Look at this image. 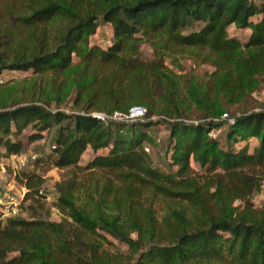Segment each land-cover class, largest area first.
Returning <instances> with one entry per match:
<instances>
[{"label":"trees","instance_id":"trees-1","mask_svg":"<svg viewBox=\"0 0 264 264\" xmlns=\"http://www.w3.org/2000/svg\"><path fill=\"white\" fill-rule=\"evenodd\" d=\"M100 23L111 29L104 47L94 39ZM193 23L198 26L189 28ZM230 25L249 29L244 43L228 34ZM162 37L168 41H156ZM142 41L153 47L156 61L140 58ZM167 42L207 49L216 66L214 87L231 95L264 76V0H0V75L4 70L51 75L48 91L43 96L40 89L35 98L31 88L29 97L22 86L20 96V89L0 86V152L7 158L20 153L25 141L44 139L53 128L45 156L35 157L31 170L14 174L25 188L28 217H2L0 212V264H106L98 254L105 234L139 248L130 264H264V206L255 209L250 202L264 180V107L234 114L224 135L230 147H223L208 136L224 126L213 118L223 109L205 104L197 94L200 107L205 106L201 119L168 121L174 172L152 165L143 148L150 140L147 129L159 121L145 118L123 132L112 127L119 123L104 124L87 114L143 103L148 117L154 86L167 77L162 61ZM70 91L78 112L51 107L52 98L58 103ZM250 138L256 140L251 146ZM43 158L57 168L100 171L105 182L101 201L92 203L96 210L88 203L93 198L76 195L79 183L72 173L55 183L52 203L62 218L50 220L46 191L39 192L45 179L36 171ZM199 177L212 205L203 203L200 222L193 227L174 210L177 227L165 242L132 239L102 208L108 206L107 197L129 205L145 189L175 200L195 199Z\"/></svg>","mask_w":264,"mask_h":264},{"label":"rangeland","instance_id":"rangeland-1","mask_svg":"<svg viewBox=\"0 0 264 264\" xmlns=\"http://www.w3.org/2000/svg\"><path fill=\"white\" fill-rule=\"evenodd\" d=\"M198 23H193L189 28L197 27ZM230 36L238 38L244 43L249 34V29H240L234 25H230L227 29ZM111 35L110 25L106 23H100L97 27L95 34V41L101 46H105L109 42ZM166 38L162 37L156 41L162 42ZM166 43V42H165ZM166 49L163 50V65L165 66V72L167 77H162V82L156 83L154 86L151 101L152 107L148 117H144L145 120L159 121L160 124L152 126L147 129L150 137L149 141H144L142 144L148 147V153L150 154V160L152 165L157 166L162 171L174 172L176 167L171 165L169 155V125L168 121L174 119H182L187 121H195L201 119V115L205 110V106L200 107V103L197 102L196 95H200L205 99V104L214 106L218 109L222 108L223 112L228 114L229 118L233 119L234 114H239L242 110L250 107L262 106L264 107V76H255L254 83L244 89H235L231 95L218 92L214 87L212 80L213 73L216 66L213 63L214 57L210 55L207 49L190 50L189 48H176L171 42H167ZM140 58L144 61H156L157 57L154 55V49L147 41H142L139 46ZM73 60H77L73 57ZM51 75H39L32 71H11L4 70L0 75V86L8 85L7 87H15L16 90L21 86L24 89V96H30L31 88L34 92L33 97H37L39 92L43 90L44 93L48 91L51 86ZM56 83V82H55ZM234 90V87H232ZM39 89V90H37ZM41 89V90H40ZM37 90V91H35ZM74 90V87H73ZM18 91H20L18 93ZM16 94L22 95L21 89ZM75 93V90H74ZM74 93L69 92L64 96L63 100L56 102L55 98L51 100V107H60L64 112H78L80 110L78 105L73 101ZM241 93V96L238 94ZM54 95V94H53ZM42 96V97H43ZM53 97V96H51ZM28 98V97H27ZM26 98V99H27ZM230 98L233 101H230ZM24 101V99H23ZM145 107L143 103H140ZM146 110V108H145ZM182 115V116H181ZM215 120L222 121L223 127L219 129H211L208 132V136L217 138L223 147H230V143L225 140V132L227 129L226 124L228 120L222 118V114H218L213 117ZM143 119V120H144ZM130 123H119V126L112 125L113 129H122L126 132ZM29 128H25L23 134L28 133ZM53 134V128L49 132H45V138L41 140H35L33 142L25 141V149L22 151L24 156L28 158L25 165L18 167V163L14 164L10 160L3 156L0 152V187L3 189V195L5 192L12 189L15 186L14 192H21L22 185L20 182L14 179V174L17 170L29 171L32 169L33 159H29L31 154L35 157H39L41 153L45 154L50 150V140ZM256 140L250 138L248 143L253 145ZM238 144L232 145L236 148ZM91 154L90 150L85 152L80 159V164H84ZM36 171L43 175L45 183L43 191H46L45 207L47 208V217L50 220L59 221L62 215L53 206L52 200L56 198L57 193L55 191V183L61 179L72 177L73 174H77V190L76 195L79 198H93L88 201L89 205H92L93 201L100 202V192L103 191L102 186L105 182L104 175L98 171H79L73 168H57L47 163L43 158L41 164L38 165ZM73 173V174H72ZM202 179L197 178L196 190L199 194H194L195 199H172L164 197L159 194H153L148 189L142 191L137 197V200L131 201V204H127L122 198L118 197L116 203H113L108 197L106 198L107 207L103 206V209H108L110 217L114 219L116 226L126 230L132 239L145 244L156 241H167L170 237L168 232L174 230L177 225L176 218L173 211H180L184 217V223L188 226H197L201 217V208L203 203L211 204L212 200L208 197L210 192H204V185ZM97 185V187L95 186ZM97 192L94 191L95 187ZM210 188L209 191H211ZM195 191V190H193ZM193 197V196H192ZM205 197V198H204ZM250 202L253 208L259 209L264 206V192H257L255 197L251 196ZM204 203V204H205ZM94 205V204H93ZM92 205V206H93ZM233 206L240 209V202L234 201ZM94 205V210H96ZM102 209V210H103ZM104 211V210H103ZM107 211V210H106ZM105 212V211H104ZM23 217H28V211L23 209ZM176 220V222H175ZM180 224V223H179ZM131 227V228H130ZM155 235V239H151L150 234ZM106 241H101V245L98 247V254L102 256L106 264H130L139 253V248H130L128 244L122 242L111 235L105 234ZM142 238V239H141ZM143 246V245H142Z\"/></svg>","mask_w":264,"mask_h":264},{"label":"built area","instance_id":"built-area-1","mask_svg":"<svg viewBox=\"0 0 264 264\" xmlns=\"http://www.w3.org/2000/svg\"><path fill=\"white\" fill-rule=\"evenodd\" d=\"M145 107L141 104H132L130 105L126 110H114L112 112H106L102 110H90L87 112L88 115L97 118L102 123L107 124L109 122H115V123H133L137 121H142L145 117ZM82 113V112H81ZM222 118H225L228 120L229 123L233 121L232 118L228 117L227 113L222 114ZM52 146V145H51ZM145 151H148V147L145 145L143 146ZM35 155L31 154L29 156V159L34 160ZM8 159L11 163L17 162L19 165V168L23 165H25L28 161V158H26L23 154V152L20 153H13L11 154ZM15 186H12V189L5 192V194L0 195V212L2 217L7 216H19L23 215V196L25 192V188H21V192L17 194L18 192H14ZM40 193H43L44 191L42 189L39 190ZM260 193L264 192V180L260 183ZM257 193V192H256ZM255 194H253V198L255 197Z\"/></svg>","mask_w":264,"mask_h":264}]
</instances>
